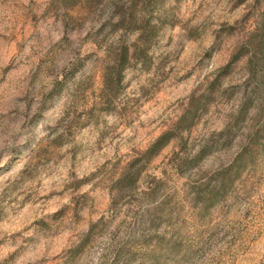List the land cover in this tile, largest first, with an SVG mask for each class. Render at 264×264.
I'll return each instance as SVG.
<instances>
[{
    "label": "clouds",
    "instance_id": "obj_1",
    "mask_svg": "<svg viewBox=\"0 0 264 264\" xmlns=\"http://www.w3.org/2000/svg\"><path fill=\"white\" fill-rule=\"evenodd\" d=\"M0 264H264V0H0Z\"/></svg>",
    "mask_w": 264,
    "mask_h": 264
}]
</instances>
